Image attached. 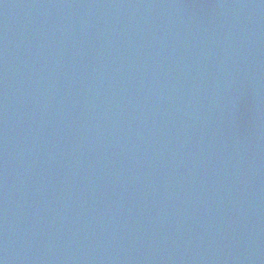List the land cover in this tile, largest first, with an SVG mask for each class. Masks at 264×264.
I'll use <instances>...</instances> for the list:
<instances>
[{
  "label": "water",
  "instance_id": "obj_1",
  "mask_svg": "<svg viewBox=\"0 0 264 264\" xmlns=\"http://www.w3.org/2000/svg\"><path fill=\"white\" fill-rule=\"evenodd\" d=\"M3 264H264V0H0Z\"/></svg>",
  "mask_w": 264,
  "mask_h": 264
},
{
  "label": "snow or ice",
  "instance_id": "obj_2",
  "mask_svg": "<svg viewBox=\"0 0 264 264\" xmlns=\"http://www.w3.org/2000/svg\"><path fill=\"white\" fill-rule=\"evenodd\" d=\"M0 264H3V261H0Z\"/></svg>",
  "mask_w": 264,
  "mask_h": 264
}]
</instances>
